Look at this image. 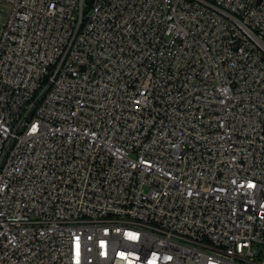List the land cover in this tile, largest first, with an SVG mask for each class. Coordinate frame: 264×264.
I'll list each match as a JSON object with an SVG mask.
<instances>
[{
	"label": "built area",
	"instance_id": "built-area-1",
	"mask_svg": "<svg viewBox=\"0 0 264 264\" xmlns=\"http://www.w3.org/2000/svg\"><path fill=\"white\" fill-rule=\"evenodd\" d=\"M0 2V264H264V0Z\"/></svg>",
	"mask_w": 264,
	"mask_h": 264
},
{
	"label": "rangeland",
	"instance_id": "rangeland-1",
	"mask_svg": "<svg viewBox=\"0 0 264 264\" xmlns=\"http://www.w3.org/2000/svg\"><path fill=\"white\" fill-rule=\"evenodd\" d=\"M9 6L7 4L0 2V24L2 20L6 17V13H8Z\"/></svg>",
	"mask_w": 264,
	"mask_h": 264
}]
</instances>
